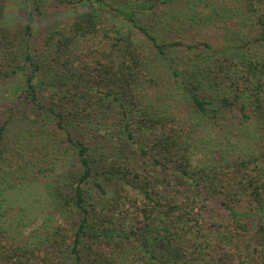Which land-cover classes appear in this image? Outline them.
Masks as SVG:
<instances>
[{"label":"trees","instance_id":"16d2710c","mask_svg":"<svg viewBox=\"0 0 264 264\" xmlns=\"http://www.w3.org/2000/svg\"><path fill=\"white\" fill-rule=\"evenodd\" d=\"M11 1L0 264H264V0H50L35 42ZM40 179L59 221L22 241L4 191Z\"/></svg>","mask_w":264,"mask_h":264},{"label":"rangeland","instance_id":"374dc122","mask_svg":"<svg viewBox=\"0 0 264 264\" xmlns=\"http://www.w3.org/2000/svg\"><path fill=\"white\" fill-rule=\"evenodd\" d=\"M42 2H44V18L38 14L34 0H12L7 9V24L11 28L18 30L19 33L24 36H26V25L29 21L28 13L32 15L33 36L31 42L41 39V35L37 33L38 25L41 23L40 19L45 21L44 23L47 28L50 29V27L54 26L52 24L54 20L49 14L50 11L55 15H57L58 12L62 13V11L67 13L65 12V9L69 10V12L72 11L70 5H68L69 7H66L65 5L52 3L48 0L46 4H49L47 6L45 0ZM84 46L85 45H83V47ZM97 46H100L99 43L93 44L92 40L87 43L88 48L94 49ZM84 50L86 51V48ZM20 78L21 77L19 76L16 80L6 81V87H0V120L3 117L4 96L8 95L11 90L14 91V89L18 88ZM40 180L34 182L29 181L11 191H4V196L8 195V200L10 201L11 206L8 205L1 208L2 213H6L7 211V214L1 217L5 221L8 220L6 222L7 224L12 221L14 224L11 226H18L17 230L20 231V236H18V238L22 241H36V235L38 236L40 231L39 228H42L43 221L49 216L51 222L48 223H52L56 220L59 221V216L55 214V209L51 206L50 200L45 192L47 188L46 181L43 179ZM5 202H7V200H5ZM18 223H20V225H18Z\"/></svg>","mask_w":264,"mask_h":264}]
</instances>
